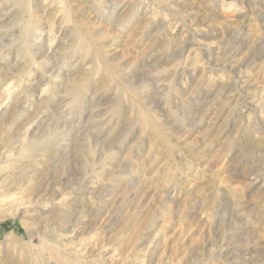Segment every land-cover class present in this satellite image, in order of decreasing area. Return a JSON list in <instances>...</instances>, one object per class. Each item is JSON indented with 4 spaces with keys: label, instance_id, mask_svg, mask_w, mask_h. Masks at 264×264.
<instances>
[{
    "label": "rangeland",
    "instance_id": "374dc122",
    "mask_svg": "<svg viewBox=\"0 0 264 264\" xmlns=\"http://www.w3.org/2000/svg\"><path fill=\"white\" fill-rule=\"evenodd\" d=\"M0 78V264H264V0H0Z\"/></svg>",
    "mask_w": 264,
    "mask_h": 264
},
{
    "label": "bare ground",
    "instance_id": "6f19581e",
    "mask_svg": "<svg viewBox=\"0 0 264 264\" xmlns=\"http://www.w3.org/2000/svg\"><path fill=\"white\" fill-rule=\"evenodd\" d=\"M25 1H26V0H25ZM75 23H76V22H75ZM74 27H76V26H74ZM76 30H77V29H76ZM78 30H79V29H78ZM80 30H81V29H80ZM82 32H83V31H82ZM96 33H97V32H96ZM79 35H80V34H79ZM86 35H87V34H86ZM82 36H83V35H82ZM87 36H89V35H87ZM90 37H91V36H90ZM92 37H93V36H92ZM95 40H96V38H95ZM16 41H17V40H16ZM84 41H85V40H84ZM87 41H88V39H87ZM96 41H97V40H96ZM96 41H94V42L92 41L94 44H93V43H90V45L93 44L94 47H95L96 50H97V47H98V46L100 47V45L97 46V45H96ZM98 41H99V40H98ZM20 42H21V41H20ZM20 42H19V43H20ZM84 43H85V42H84ZM101 44H102V43H101ZM86 45H87V44H86ZM90 45H89V46H90ZM93 45H92V46H93ZM99 47H98V48H99ZM101 48H102V47H101ZM101 48H100V49H101ZM94 51H95V50H94ZM99 52H100V50H99ZM55 62H56V61H55ZM63 65H64V64H62L61 66H63ZM61 68H62V67H61ZM0 79H1V78H0ZM82 80H83V79H82ZM86 81H87V80H86ZM78 88H79V87H78ZM0 119H1V118H0ZM228 205H229V204H228ZM226 246H227V245H226ZM247 253H248V252H247ZM251 256H252V255H251ZM248 257H249V256H248Z\"/></svg>",
    "mask_w": 264,
    "mask_h": 264
}]
</instances>
